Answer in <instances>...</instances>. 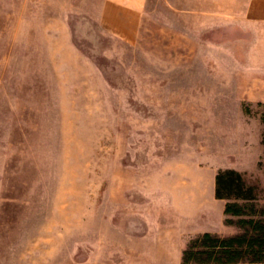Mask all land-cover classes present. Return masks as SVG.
<instances>
[{"label":"rangeland","instance_id":"rangeland-1","mask_svg":"<svg viewBox=\"0 0 264 264\" xmlns=\"http://www.w3.org/2000/svg\"><path fill=\"white\" fill-rule=\"evenodd\" d=\"M245 2L145 0L128 40L103 0H0V264H151L121 220L158 180L225 167L255 197L211 233L264 217V45Z\"/></svg>","mask_w":264,"mask_h":264},{"label":"crops","instance_id":"crops-1","mask_svg":"<svg viewBox=\"0 0 264 264\" xmlns=\"http://www.w3.org/2000/svg\"><path fill=\"white\" fill-rule=\"evenodd\" d=\"M144 1L103 0L106 25L120 36L134 39ZM244 13L251 48L261 42L264 45V0H246ZM249 56L250 53L247 58L254 63L258 59L256 53ZM150 188L153 189L141 205L135 203L133 213L120 222L124 228L120 233L128 235L125 241L129 246L152 253L151 264H230L181 260L182 250L192 236L225 228V199L215 196V171L195 179L158 180Z\"/></svg>","mask_w":264,"mask_h":264},{"label":"trees","instance_id":"trees-1","mask_svg":"<svg viewBox=\"0 0 264 264\" xmlns=\"http://www.w3.org/2000/svg\"><path fill=\"white\" fill-rule=\"evenodd\" d=\"M254 186L244 180L241 172L233 167L218 169L215 173V196L225 199L224 212L240 215L243 208L234 198H254ZM227 221L229 219H226ZM244 230L227 236L205 231L191 237L182 250L183 262H263L264 217H240ZM251 255L249 259L244 256Z\"/></svg>","mask_w":264,"mask_h":264}]
</instances>
